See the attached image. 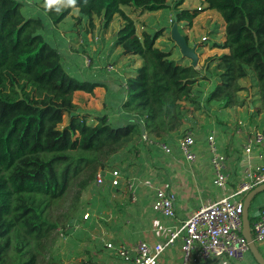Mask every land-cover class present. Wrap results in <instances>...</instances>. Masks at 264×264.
Returning a JSON list of instances; mask_svg holds the SVG:
<instances>
[{"label": "trees", "instance_id": "trees-1", "mask_svg": "<svg viewBox=\"0 0 264 264\" xmlns=\"http://www.w3.org/2000/svg\"><path fill=\"white\" fill-rule=\"evenodd\" d=\"M185 1L173 0L170 19L181 34L199 15L198 9L183 8ZM202 1L224 21V41L211 47L228 53L194 67L182 54L156 45L163 30L138 35L134 18L124 11L158 13L170 8L168 0H78L80 16L102 19L105 29L117 16L124 21L112 51L129 59L133 70L114 86L73 72L61 46L49 38L72 9L27 12L23 0H0V264H63L52 255L41 258L45 242L58 229L69 235L78 222L59 226L50 209L79 180L77 204L111 156L169 145L187 123L195 128L197 112L213 105L245 108L248 98L240 94L252 89L264 111V0ZM96 88L106 90L105 111L84 112L74 95ZM263 194L251 204L252 226Z\"/></svg>", "mask_w": 264, "mask_h": 264}, {"label": "rangeland", "instance_id": "rangeland-1", "mask_svg": "<svg viewBox=\"0 0 264 264\" xmlns=\"http://www.w3.org/2000/svg\"><path fill=\"white\" fill-rule=\"evenodd\" d=\"M23 1L27 4L25 7L27 12L43 8L44 4V0ZM168 4L170 8L158 13L142 14L134 11L135 14H132L131 9L128 8H124V11L127 15L134 18L138 35H141L144 31L155 32L163 30L164 34L158 39L156 45L166 51L172 50L178 56L181 51L172 39V30L175 22L170 20L173 15V0H168ZM182 7L199 10V15L194 20L193 26L185 28L182 35L184 37L187 36L190 47L197 49L196 52L199 56L197 67H202L207 58L204 59L205 55L214 56V54L222 52L221 49H213L211 46L214 42L222 43L224 41V21L218 12L208 9L202 0H186ZM123 23L122 17L117 16L110 27L105 29L102 19L95 17L90 21L81 17L77 10H72L68 17L56 27V32L49 35V38L61 46V50L64 53V61L68 64V67L73 69V72L84 74L86 77L91 75L115 86L117 82H121L123 77L128 76L133 70V67L129 66V59L118 58L119 50L112 51L115 35ZM139 64L140 62L137 61L135 66H139ZM240 83L249 88L245 81H240ZM255 93L256 91L252 89L249 92L240 94L241 98H248V105L245 107L244 112L249 113V107L252 105L255 111L258 110L257 113H263L262 116H264V111L260 109L259 103H256L257 97H255ZM105 100L106 90L104 88H96L92 94L77 92L74 95V102L84 112H104ZM217 114H219V108L216 105H213L208 111L197 112L195 128H191L193 124L189 122L182 128L180 133L174 134V140L169 143V146L173 149L174 156L179 154L178 141L183 133L192 131L201 142V148L204 147L205 149V138L212 128H216L217 132L220 133L223 150L228 148L238 149L237 146L233 145L235 144L233 140L234 138H241L236 136L239 135L236 132L245 126L242 123L239 124V118L235 120V116H231L235 121H224V117H222V120L221 116ZM240 116V119H244L243 112H241ZM199 117L201 120L198 121L197 118ZM112 118H115V115H112ZM64 122L66 124L67 117ZM263 127L260 126V128ZM197 131L199 134H197ZM204 157L207 160V167L203 174L209 178L211 171L206 150H204ZM169 162L170 158L160 154L157 149L142 145L138 146L137 152L128 153L124 150L116 156H111L109 162H105V164L108 168H111L110 164H112L113 168H119L127 176H133L137 180L146 176L158 183L162 179L158 178L159 171ZM161 175L163 176L164 174L162 173ZM78 183L79 180L75 181L67 196L50 209V218L53 222L59 223L60 226L68 222L77 221L76 230L64 237L54 232L45 242L46 250L41 258L52 255L61 260L63 264H84V262H87L86 264H97L98 261H105L101 255H95V249H99L101 245H95L97 239H94L91 235L102 238L103 231L107 232L108 226L111 224L109 218L111 216L115 218L116 212L109 211L108 206L106 210L105 207L107 204L110 208L115 206L108 202L106 194L101 192V189L96 188L93 182L83 191L80 201L74 204ZM228 187H231V185L229 184ZM125 201L122 200L121 202ZM128 205H130L129 202ZM131 207L134 208L133 205ZM113 209L115 211L116 207ZM86 214L89 217L86 218ZM130 218L132 219V216ZM125 225L127 226V224ZM128 226L130 225L128 224Z\"/></svg>", "mask_w": 264, "mask_h": 264}, {"label": "crops", "instance_id": "crops-1", "mask_svg": "<svg viewBox=\"0 0 264 264\" xmlns=\"http://www.w3.org/2000/svg\"><path fill=\"white\" fill-rule=\"evenodd\" d=\"M223 53H228V50H222L221 53L214 55H221ZM206 57L208 58L210 56L205 55L204 59ZM244 109L245 108H233L228 110H219V114H217L221 116L220 118L224 117V121H235L239 118V124L242 123V125L245 126L244 128H241L240 131L236 132L239 134L236 136L241 138H234L233 140L235 142L233 145L237 146L238 149L235 148L236 150H233L232 148H228L223 150L220 133L217 132L216 128L211 129H214L217 133L219 150L227 157V173L229 174V182L225 189L216 188L213 185V169L206 141L209 132L205 138L204 146L206 148L204 149V147L201 148V142L192 131L190 132L195 135L197 140V145L195 147L197 158L194 163H190L185 159L179 149V145V154L176 155L177 157L174 156L173 149H171V154L167 155L160 148L156 147L154 149H157L160 154L170 158L169 164L161 168L162 170L159 171L158 178L162 179L158 183L146 176L137 180V178L127 176L123 172L126 177H131L136 180L138 197L136 202H131L122 190H114L109 186L110 183H108V186L103 193L106 194L108 202L116 207V210L114 211L113 208L115 207L110 208L108 204L105 209L107 210L109 208V211L116 213L115 218L112 216L109 218L111 224L108 226L107 232L103 231L102 238L91 235L94 239H97V241H95V245H101L99 246V249H95V255L99 254L105 260L101 262L98 261L97 264H133L131 262H125L115 253V251L109 249L107 244L112 243L115 246L125 245L128 247H134L142 241L150 244L165 243L169 232L173 228L180 226L200 207L205 205L207 202L216 201L235 193L242 184L246 183L248 181L245 173L246 168L255 169L259 165L264 166V145L256 146L250 156L244 152V144L248 135H250L255 129H259L264 132V127L260 128V126H264V116H262L263 113H257L258 110L255 111V108L252 105L249 107V113L244 112ZM241 112L244 114V119H240ZM231 116H235V120H233ZM199 120H201L200 117L198 118V121ZM197 134H199V132ZM221 137L223 136L221 135ZM204 150H206L209 158L208 165L211 171L209 178L207 175L205 176L203 174V171L207 167ZM232 153H234V155H232ZM162 173L164 174L163 176L161 175ZM229 184L231 187H228ZM160 188H165L168 193L175 196V216L173 218L165 217L152 209V203L156 198V192ZM122 200L126 201L121 202ZM128 202L130 205H128ZM131 205H133L134 208L131 207ZM262 208H264V194L258 199L257 206L254 209V215L259 216ZM131 216L132 219L130 218ZM130 219L132 220V223ZM125 224H127V226ZM128 224L130 226H128ZM257 247L261 255L264 257V243L257 244ZM160 261L161 264H183L180 240H178L172 247L168 248L162 254ZM86 263L87 262H84V264ZM189 264L258 263L249 251L245 261L242 263H237L225 258L203 261L200 260L198 256H195Z\"/></svg>", "mask_w": 264, "mask_h": 264}, {"label": "built area", "instance_id": "built-area-1", "mask_svg": "<svg viewBox=\"0 0 264 264\" xmlns=\"http://www.w3.org/2000/svg\"><path fill=\"white\" fill-rule=\"evenodd\" d=\"M144 139L147 140L146 135ZM206 141L213 169V185L216 188L225 189L229 182L227 157L219 150L217 133L214 129L209 131ZM150 143L154 142L150 141ZM155 145L167 155L171 154L169 145L165 143ZM178 145L185 159L194 163L197 158L195 135L187 132L179 139ZM262 145H264V132L255 129L246 139L244 152L250 156L256 146ZM245 173L248 181L235 193L207 202L180 226L173 228L165 243L150 244L142 241L134 247L115 246L109 243L107 247L115 251L125 262L161 264L162 254L180 240L183 264H189L195 256L203 261L225 258L237 263L244 262L250 251L249 244L243 236L244 198L250 190L264 184V166L259 165L255 169L246 168ZM108 183L112 189L122 190L131 202L137 201L136 180L126 177L121 169L104 168L97 172L93 185L103 192ZM152 209L165 217L173 218L175 196L168 193L165 188H160L156 192ZM85 217L89 215L86 214ZM73 229L75 231L76 227ZM58 232L61 237L66 235L61 229H58ZM252 236L256 244L264 243V208L260 211L259 220L252 226Z\"/></svg>", "mask_w": 264, "mask_h": 264}, {"label": "water", "instance_id": "water-1", "mask_svg": "<svg viewBox=\"0 0 264 264\" xmlns=\"http://www.w3.org/2000/svg\"><path fill=\"white\" fill-rule=\"evenodd\" d=\"M172 39L181 51L183 57L188 58L192 62V66L197 67L199 63V56L196 48L190 47L187 39L180 33L177 23H174L172 30ZM143 134L145 130L142 129ZM264 193V184H261L250 190L244 198L243 210V236L249 244L250 253L258 264H264V257L261 255L257 244L253 240L252 225L250 221V207L253 200L260 194Z\"/></svg>", "mask_w": 264, "mask_h": 264}, {"label": "clouds", "instance_id": "clouds-1", "mask_svg": "<svg viewBox=\"0 0 264 264\" xmlns=\"http://www.w3.org/2000/svg\"><path fill=\"white\" fill-rule=\"evenodd\" d=\"M88 0H84V4L87 5ZM78 0H44L43 7L49 12H55L57 14L62 13L65 10L72 9L77 10Z\"/></svg>", "mask_w": 264, "mask_h": 264}]
</instances>
